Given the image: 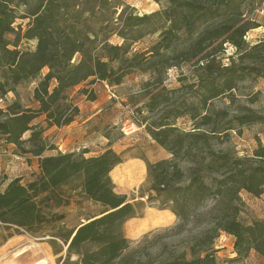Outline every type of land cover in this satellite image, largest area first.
<instances>
[{"label": "trees", "instance_id": "16d2710c", "mask_svg": "<svg viewBox=\"0 0 264 264\" xmlns=\"http://www.w3.org/2000/svg\"><path fill=\"white\" fill-rule=\"evenodd\" d=\"M165 2L138 14L122 0H0V99L8 92L17 96L21 82L37 81L36 107L23 106L17 97L0 106V146L12 143L18 152L37 156L39 168L35 179L13 178L0 190V227L10 229L1 242L19 234L53 248L61 242L55 253L67 247L58 264H219L213 245L221 233L233 237L231 261L264 253V217H238L242 191L255 197L264 192V143L256 137L252 154L242 156L225 147L231 131L264 127V114L238 102L242 83L264 79V37L252 44L245 38L259 26L251 12L264 0ZM17 19H27L24 29L14 25ZM148 34L157 39L135 49ZM112 35L121 42L111 43ZM22 39L35 40L34 48H19ZM226 45L234 51L224 61ZM170 69L179 71L172 88L165 84ZM132 71L147 75L128 97L136 113L146 112L138 125L169 154L153 162L141 158L147 187L144 192L140 186L135 200L116 192L110 175L123 162L121 153L108 147L87 157L86 151L44 155L55 147L43 135L78 114L71 88L96 79L119 85ZM221 98L227 106L214 104ZM40 115L45 126L34 122ZM179 118L189 126H178ZM76 190L101 210L67 226L58 209ZM146 205L169 209L178 234L194 222L185 251L152 263L134 257L124 223L141 216Z\"/></svg>", "mask_w": 264, "mask_h": 264}, {"label": "rangeland", "instance_id": "374dc122", "mask_svg": "<svg viewBox=\"0 0 264 264\" xmlns=\"http://www.w3.org/2000/svg\"><path fill=\"white\" fill-rule=\"evenodd\" d=\"M129 6L135 8L138 14L149 13L158 9H161L166 5L165 0L158 2L154 0H122ZM256 8L252 10L251 14H254L255 20L259 26L251 29L246 35V41L248 43H255L259 39L264 37V6L262 4L255 5ZM20 24L22 29L26 27L27 19H17L14 23L15 26ZM13 35H9L12 38ZM157 39V34H148L144 36L140 41L134 44L135 49H143L149 46ZM111 43H120L116 35H112L109 38ZM35 46V40L22 39L19 43L21 49H33ZM234 48L230 45H226L225 59L232 54ZM46 72L44 68L42 74ZM179 71L176 69H170L167 72L165 84L168 88L176 87L178 85L177 75ZM147 78L145 73L140 71H132L128 73L121 84L109 85L100 80L82 82L68 92L70 99L76 104L77 101L83 105L84 113H82V120L89 116L93 108L97 106V118L92 117L87 121L88 134L89 131H96L107 135L109 142L98 141L97 143L90 144L84 140L86 134L82 133V138L75 139L73 144V152L82 153L90 149L97 154L101 153L107 147L112 148L114 151L121 153L123 160L127 162L115 166L110 175L115 184V191L118 193H125L129 199H138L139 188L144 186L143 190L146 191V165L143 159L150 162L168 158L169 154L161 146H159L145 131L144 125H138V120L142 118L144 113H136L135 107L129 103L128 97L137 94L141 88V83ZM36 80L21 82L15 86L16 94L8 92L6 96L1 100L0 106L5 107L17 97L19 102L23 106L36 107L37 103L33 100L32 92L36 85ZM82 90H86L87 93ZM96 90V93L95 91ZM240 93L238 102L245 104L246 106L253 108L259 113L264 114V79H258L256 81H246L240 85ZM238 92V93H239ZM94 95L96 101L93 103L88 102L89 96ZM91 101V99L89 100ZM229 103L227 98H221L214 101V104L225 107ZM236 105H230V109ZM79 119V115L76 116ZM75 119V120H76ZM80 120L77 123H80ZM34 122L40 123L45 126L44 116L40 115ZM177 125L181 128H187L189 123L186 118H179L176 121ZM90 127V129H89ZM47 129V128H46ZM44 130V138L51 146L55 145L56 131L47 132ZM240 133L231 131L229 140L226 142L225 147L232 148L238 155H251L253 150L257 147L256 137H259L264 143V136L262 131L264 127L258 124H251L242 126L239 128ZM46 134V135H45ZM78 134V133H77ZM28 133L23 135L26 138ZM61 144V143H59ZM55 147V146H54ZM50 150V149H49ZM52 151V150H51ZM55 151V150H54ZM15 152L18 158L12 156ZM53 152V151H52ZM51 152V153H52ZM58 152V151H57ZM0 190H3L5 186L13 178H20L21 182L25 183L32 179H35L39 173L37 169V161L34 159L28 161L24 157L29 154H23L16 150L15 145L12 143L2 142L0 146ZM24 156V157H23ZM137 157V159L131 158ZM139 157V158H138ZM143 158V159H141ZM241 198L243 200V206L239 213V219L242 222H250L256 218L264 217V192L255 197L246 192H241ZM146 200V196L143 197ZM157 204V203H156ZM64 212V223L67 226H72L84 221L87 216L97 214L100 212L101 207L99 204L90 201L85 198L78 190L71 191L68 205L59 207L58 209ZM158 208L146 205L141 216L128 219L124 223L125 235L130 239L131 252L134 257L142 262L152 263L159 261L160 259L169 257L173 254H179L188 248L187 238L191 236L193 231L194 222L187 225L186 230L182 233H176L174 225L176 223L175 215L172 216L171 221H165V218L157 211ZM153 212V213H152ZM152 214V215H151ZM162 217L156 223H148V217L150 216ZM148 223V225H147ZM10 232V229L0 227V264H6L12 262L13 264H45L44 260L49 257L50 264H58L59 257L65 255L66 247L63 246V250L59 253H55L59 249V245L54 248L49 243L45 245L44 240L38 237H31L27 234L19 236H11L5 242H1L2 237L6 236ZM232 237H229L225 233H221L214 241L213 248L216 250V258L219 264H264L263 256L253 254L245 261L230 262V248L232 245ZM46 241V240H45ZM47 249V250H46ZM128 252V255H131ZM57 256H54V254ZM53 254V256H52ZM260 254V253H259ZM43 259V261H39Z\"/></svg>", "mask_w": 264, "mask_h": 264}, {"label": "crops", "instance_id": "0c3cea01", "mask_svg": "<svg viewBox=\"0 0 264 264\" xmlns=\"http://www.w3.org/2000/svg\"><path fill=\"white\" fill-rule=\"evenodd\" d=\"M97 80V79H96ZM104 82V81H103ZM104 83H106V82H104ZM95 91V93H96V90H94ZM90 100V99H89ZM89 100H87L88 102H91V103H93L94 104V102L96 101V98L95 99H93V100H91V101H89ZM80 102H82V100H80V101H77L76 102V105L78 106V108H79V112H78V114L76 115V116H78L79 115V119L77 120L76 119V116H75V118H74V120L71 122V123H69L68 125H64V126H60V127H57V126H50V127H48L46 130H47V132L46 133H50V132H54V131H56L57 132V134H58V137L56 136L55 138H56V140H57V142H55V148L54 149H50V150H46V151H44V155H52V154H55L57 151H60V152H73V150H74V148H73V144L75 143V139H77V138H82V133H84V135L87 133V129H88V125L86 124L87 123V121H89L93 116L95 117L96 116V118H97V111H99V110H97V106H95L94 108H93V110L91 111V112H93V113H91L89 116H87L86 118H83L82 120H80V118H82V113H84V110H83V105L80 103ZM76 119V120H75ZM80 120V123H77L78 121ZM89 129H90V127H89ZM83 131L82 133H80V131ZM91 130V129H90ZM97 129H95V130H93V131H89V133L88 134H86V137H84V140H86V142L88 141L90 144H93V142L94 143H97V138L99 139L98 141H106L105 142V144L106 143H108L109 142V140H108V136L107 135H103L102 133H98L97 131H96ZM78 133V134H77ZM46 135V134H45ZM59 143H61V144H59ZM108 148V147H107ZM53 152H52V151ZM55 150V151H54ZM87 151L84 153V155L87 157V156H92V155H97V153L96 152H93L92 150H91V148L88 150V149H86ZM105 150V149H104ZM103 150V151H104ZM52 152V153H51ZM12 156L13 157H15V158H18L17 156V154L15 153V152H13L12 153ZM0 157H1V155H0ZM24 157V156H23ZM131 158H134V159H137V157H131ZM139 158V157H138ZM24 159H28V161H32V160H36L37 162H38V157L37 156H32V155H28V156H26V157H24ZM127 161L126 160H123V162H121V163H119L118 165H120V164H124V163H126ZM1 165V164H0ZM117 166V165H116ZM37 169H38V171H39V168H38V163H37ZM112 171V170H111ZM158 212H160V215L163 217V219L165 218V221H171V219H172V216H170V215H173V213L169 210V209H158L157 210ZM153 213V212H152ZM155 216V215H154ZM148 220H149V222H151L150 220H151V216L150 217H148ZM20 235H22V234H20ZM229 237H232L231 235H229V234H227ZM15 236H19V235H15ZM232 239H233V237H232ZM44 240V239H43ZM233 241V240H232ZM44 244L45 245H47V241H45L44 240ZM47 247H48V245H47ZM49 248V247H48ZM47 250V249H46ZM230 250H231V252H230V255H229V257H230V259L232 260L235 256H236V254H235V252L233 251V247H232V245H231V248H230ZM54 254V253H53ZM53 254H52V256H53ZM253 254H257V255H260V257H262L263 255H264V253H262V254H259V253H257V252H255V251H251L250 253H249V256L250 255H253ZM54 256H57V254H54ZM248 256V257H249ZM58 257V256H57ZM247 257V258H248ZM247 258H245V259H242V260H239V261H231L230 260V262H236V263H238V262H240V261H245ZM263 258H264V256H263ZM39 261H43V259H41V260H39ZM45 262H42V263H45V264H50V258L49 257H47L45 260H44Z\"/></svg>", "mask_w": 264, "mask_h": 264}, {"label": "bare ground", "instance_id": "6f19581e", "mask_svg": "<svg viewBox=\"0 0 264 264\" xmlns=\"http://www.w3.org/2000/svg\"><path fill=\"white\" fill-rule=\"evenodd\" d=\"M152 215V214H151ZM162 217H159V216H151V222L148 221V223H156L158 222L159 220H161ZM147 223V225H148ZM6 264H13L12 262H7Z\"/></svg>", "mask_w": 264, "mask_h": 264}]
</instances>
